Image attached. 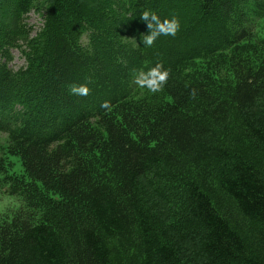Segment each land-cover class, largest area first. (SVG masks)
<instances>
[{"label":"trees","instance_id":"trees-1","mask_svg":"<svg viewBox=\"0 0 264 264\" xmlns=\"http://www.w3.org/2000/svg\"><path fill=\"white\" fill-rule=\"evenodd\" d=\"M0 133V264H264V0H0Z\"/></svg>","mask_w":264,"mask_h":264},{"label":"clouds","instance_id":"clouds-1","mask_svg":"<svg viewBox=\"0 0 264 264\" xmlns=\"http://www.w3.org/2000/svg\"><path fill=\"white\" fill-rule=\"evenodd\" d=\"M141 19L147 23L149 32L142 37L143 46L151 47L156 39L161 36H175L180 28V22L175 16L161 19L153 11H144ZM169 70L162 63H157L148 70H140L135 75V83L146 88L151 93L160 92L168 81ZM70 92L75 95L86 96L89 88L86 85H73Z\"/></svg>","mask_w":264,"mask_h":264},{"label":"rangeland","instance_id":"rangeland-1","mask_svg":"<svg viewBox=\"0 0 264 264\" xmlns=\"http://www.w3.org/2000/svg\"><path fill=\"white\" fill-rule=\"evenodd\" d=\"M41 16L42 15L37 11H32L28 15L27 22L31 26H33L34 32L36 30H38L40 27H42V25H43V18ZM261 23H263V22H261ZM13 55H14V60H13V63L11 64V66L14 69L17 70V69H19L25 65V59L22 57V54H21L19 49H15L13 51ZM6 142H7L6 134L0 133V157H1V153L3 152V149H4ZM17 169H18V167L16 168V170ZM18 206H19V202L15 198L10 197L3 192H0V215L6 214V213H11L16 208H18Z\"/></svg>","mask_w":264,"mask_h":264}]
</instances>
